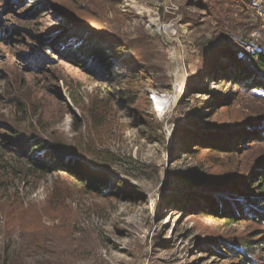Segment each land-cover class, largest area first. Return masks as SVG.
I'll return each mask as SVG.
<instances>
[{"label":"rangeland","instance_id":"obj_1","mask_svg":"<svg viewBox=\"0 0 264 264\" xmlns=\"http://www.w3.org/2000/svg\"><path fill=\"white\" fill-rule=\"evenodd\" d=\"M247 1L0 0V264H239L226 247L264 264V203L261 220L233 224L174 204L212 196L221 173L216 156L182 151L187 130L264 121L260 92L213 80L264 53V18ZM82 39L114 46L112 67L88 60ZM228 89L233 104L209 119ZM17 136L66 146L65 165L99 173L105 189L85 190L64 164L42 172L28 157L40 150ZM260 155L264 142L221 174L240 180ZM229 197L222 210L247 206Z\"/></svg>","mask_w":264,"mask_h":264},{"label":"trees","instance_id":"obj_2","mask_svg":"<svg viewBox=\"0 0 264 264\" xmlns=\"http://www.w3.org/2000/svg\"><path fill=\"white\" fill-rule=\"evenodd\" d=\"M198 2L200 5L202 4L201 6H204L202 0H198ZM247 3H250V0ZM202 9H205V7H202ZM81 42L89 45L85 56L88 60L95 59L98 60L97 62H103L112 67L110 62L114 59L112 55L116 52L114 46L109 45L107 42L94 40L91 43L89 40L82 39ZM247 60V62L241 61V59L237 60L235 69L227 71V68H225L223 74L220 76L215 74L213 80L224 82L232 89L236 88L239 92H260L258 97L264 101V53L254 52L247 56ZM229 89L226 94L217 96L212 105H208L209 110L205 113V116L212 119L219 113L218 111L227 109L233 104L234 99L228 101L230 97ZM207 104L205 103L203 106H207ZM262 121L263 118L245 120L242 122L244 125L240 126V128L223 126L225 128L219 127V129L216 128L215 132L210 131L207 133L194 132L189 129L183 135L184 147L182 151L185 154H203L207 152L211 160L213 159L212 156H216L211 165H215L223 173V169L227 170L226 168H228L226 161L236 157L241 158L250 149L264 142V121L261 123ZM15 144L19 146V149L27 146V148H30L29 151L31 153H36L40 150L42 154L37 158H41V160L30 157L31 154L28 157L31 161L30 163L34 167L40 168L44 173L62 171L61 164L65 165L63 157L70 153V150L61 143H52L45 140L25 142L23 136H17ZM72 163L70 167L65 166L74 180L84 183L85 190L102 192L105 189L108 181L102 175L91 171L87 166L77 164L75 161ZM201 166L203 169L206 168L209 174L211 170L209 163L202 161ZM221 173L212 175L211 179L213 180L210 181L214 187L215 194L219 195L218 197L215 194L212 196H203L202 194H195L196 196H194L192 194L187 196L190 199L188 205L181 204L179 199H175L174 204L184 209L187 208L190 214L197 213L200 217L220 220L224 224L236 223L240 218L244 220L251 218L261 220L263 215L259 211V205L264 203V193L262 192L264 191V155H260L258 159H254L250 165L246 166L242 176L239 177L240 180H233L231 176H228L229 174L223 175ZM194 182L196 181H190V184L195 185ZM229 196L237 198V200L246 197L247 206L240 207L239 213H235L232 210H222L220 202L225 199L227 201L231 198ZM260 238L264 242V236ZM226 250L231 251L227 255L229 260L236 259L239 264H244L240 254L232 247H226Z\"/></svg>","mask_w":264,"mask_h":264},{"label":"bare ground","instance_id":"obj_3","mask_svg":"<svg viewBox=\"0 0 264 264\" xmlns=\"http://www.w3.org/2000/svg\"><path fill=\"white\" fill-rule=\"evenodd\" d=\"M166 102H169V100L166 98H159V100L157 99L156 104L160 109H162L164 107V103Z\"/></svg>","mask_w":264,"mask_h":264},{"label":"crops","instance_id":"obj_4","mask_svg":"<svg viewBox=\"0 0 264 264\" xmlns=\"http://www.w3.org/2000/svg\"><path fill=\"white\" fill-rule=\"evenodd\" d=\"M253 1V10L254 8L263 7V0H251ZM264 18V17H263Z\"/></svg>","mask_w":264,"mask_h":264},{"label":"built area","instance_id":"obj_5","mask_svg":"<svg viewBox=\"0 0 264 264\" xmlns=\"http://www.w3.org/2000/svg\"><path fill=\"white\" fill-rule=\"evenodd\" d=\"M254 10L258 11L259 15L262 16V18L264 17V6L263 7L254 8ZM254 36H256V34ZM155 110L157 111V109H155Z\"/></svg>","mask_w":264,"mask_h":264}]
</instances>
